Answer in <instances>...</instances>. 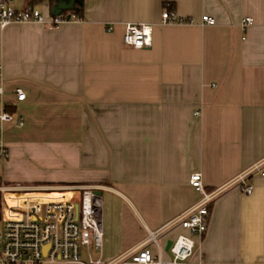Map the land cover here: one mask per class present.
Listing matches in <instances>:
<instances>
[{"label":"crops","instance_id":"1","mask_svg":"<svg viewBox=\"0 0 264 264\" xmlns=\"http://www.w3.org/2000/svg\"><path fill=\"white\" fill-rule=\"evenodd\" d=\"M49 1L11 6L49 18ZM165 10L193 23L164 25ZM69 11L57 27H0L5 102L24 120L0 135V179L95 187L110 260L200 199L194 173L212 191L264 164V0H85L83 20ZM127 24L153 25L151 47L125 45ZM263 172L247 179L251 195L232 187L213 203L191 264H264ZM180 234L190 235L178 227L159 241L165 249Z\"/></svg>","mask_w":264,"mask_h":264},{"label":"built area","instance_id":"2","mask_svg":"<svg viewBox=\"0 0 264 264\" xmlns=\"http://www.w3.org/2000/svg\"><path fill=\"white\" fill-rule=\"evenodd\" d=\"M11 1L0 0L1 28L12 23L57 27L66 21L59 16L46 18L33 7L16 10L11 6ZM201 21L203 24H215V20L207 15ZM183 22L193 23L178 19L173 11L165 10L162 13L164 25ZM251 25V18L242 21L243 28ZM152 40L153 25H126L123 36L125 45L140 50L151 47ZM5 94L0 69V135L8 124L24 125L22 117L16 119L9 111ZM14 94L18 102L25 101L26 94L22 89H16ZM7 158V148L0 138V169ZM263 166V163H257L230 183L212 191L205 188L201 173H194L190 185L200 199L161 229L149 231L138 247L110 260L103 255L102 199L96 194L95 187L9 186L0 179V264H191L190 258L196 247L194 238L201 239L207 232L213 203L232 187L251 195L253 186L247 184V179L262 171ZM8 202L10 205H7ZM178 227L190 235L180 234L173 239L168 251L171 259L165 260V249L159 239Z\"/></svg>","mask_w":264,"mask_h":264},{"label":"trees","instance_id":"3","mask_svg":"<svg viewBox=\"0 0 264 264\" xmlns=\"http://www.w3.org/2000/svg\"><path fill=\"white\" fill-rule=\"evenodd\" d=\"M30 4L32 6H36L42 2V0H29ZM50 5L54 7L57 3L56 0H50ZM84 2L85 0H77L76 6L74 9L69 11V14L74 17V19L83 20L84 19ZM169 9H173L172 7H169ZM67 13V12H66ZM66 13H63L62 16H65L63 18H66ZM10 112L13 113V110L10 108ZM211 209V208H210Z\"/></svg>","mask_w":264,"mask_h":264},{"label":"water","instance_id":"4","mask_svg":"<svg viewBox=\"0 0 264 264\" xmlns=\"http://www.w3.org/2000/svg\"><path fill=\"white\" fill-rule=\"evenodd\" d=\"M73 9V3H69V4H66V3H59L58 5L54 6L52 8V15L53 16H61L63 14L64 11H69ZM71 19V15H68L67 16V20L70 21ZM96 194L101 197V192L99 191H96ZM172 245V240H169L167 241V244H166V248H165V251L168 252L170 247Z\"/></svg>","mask_w":264,"mask_h":264},{"label":"rangeland","instance_id":"5","mask_svg":"<svg viewBox=\"0 0 264 264\" xmlns=\"http://www.w3.org/2000/svg\"><path fill=\"white\" fill-rule=\"evenodd\" d=\"M17 185V184H16ZM7 205H10V203L8 202V204ZM169 255V254H168Z\"/></svg>","mask_w":264,"mask_h":264}]
</instances>
